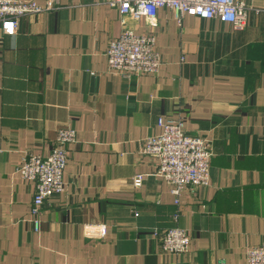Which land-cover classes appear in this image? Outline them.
<instances>
[{"label": "crops", "instance_id": "0c3cea01", "mask_svg": "<svg viewBox=\"0 0 264 264\" xmlns=\"http://www.w3.org/2000/svg\"><path fill=\"white\" fill-rule=\"evenodd\" d=\"M104 1L58 0L16 31L0 23V264H246L264 247V0H241L263 11L242 29L193 15L179 25L167 9L151 27ZM126 31L155 37L156 75L108 72L109 43ZM178 120L213 156L208 186L176 203L140 152ZM66 128L64 192L35 232V185L17 169L26 154L48 157ZM88 224L105 225L104 238L86 239ZM173 228L188 233L186 255L161 250Z\"/></svg>", "mask_w": 264, "mask_h": 264}, {"label": "built area", "instance_id": "2783aa9c", "mask_svg": "<svg viewBox=\"0 0 264 264\" xmlns=\"http://www.w3.org/2000/svg\"><path fill=\"white\" fill-rule=\"evenodd\" d=\"M104 3L116 8L120 17H145L151 27L155 25L161 9L170 11L179 25L184 17L193 15L203 20H219L236 29L245 26L249 13L259 15L263 12L247 6L241 0H106ZM57 5L58 0H48L42 6L32 1L0 0V23L9 24L16 31L21 19L49 13ZM106 59L109 73L128 77L153 76L162 66L155 37L136 35L131 31L123 32L109 43ZM75 140L74 130L60 129L56 132L48 157L26 154L17 169L21 180L35 185L30 206V222L35 232L40 230L44 204L64 192L63 175L68 161L66 147ZM140 154L156 162V175L165 182L176 203L184 190L196 191L209 184L213 156L211 145L202 137L187 134L181 120L162 125L159 136L142 142ZM142 183V175L133 177L134 188L141 187ZM105 229L102 224H88L83 229V236L88 240L100 241L104 238ZM158 239L163 253L182 256L189 251L190 238L184 229H169ZM246 264H264V247L247 251Z\"/></svg>", "mask_w": 264, "mask_h": 264}]
</instances>
